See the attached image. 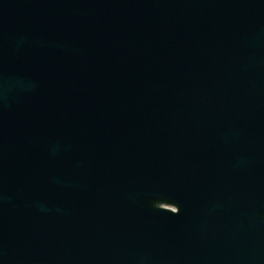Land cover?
I'll return each instance as SVG.
<instances>
[{
    "label": "water",
    "instance_id": "water-1",
    "mask_svg": "<svg viewBox=\"0 0 264 264\" xmlns=\"http://www.w3.org/2000/svg\"><path fill=\"white\" fill-rule=\"evenodd\" d=\"M0 264H264V0H0Z\"/></svg>",
    "mask_w": 264,
    "mask_h": 264
}]
</instances>
